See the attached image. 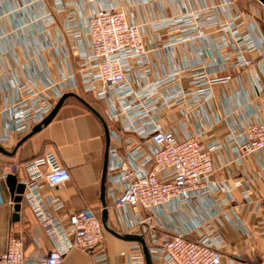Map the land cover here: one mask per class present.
<instances>
[{"label": "built area", "instance_id": "1", "mask_svg": "<svg viewBox=\"0 0 264 264\" xmlns=\"http://www.w3.org/2000/svg\"><path fill=\"white\" fill-rule=\"evenodd\" d=\"M187 1L0 0V87L10 93L0 110V144L5 148L14 135L28 133L65 93L90 94L106 108V208L112 227L143 235L153 264H222L227 246L224 220L247 231L233 196L242 182L211 180L217 171L215 143H204L201 133L192 134L180 118L183 107L199 103L201 96L210 100L212 87L229 76L201 73L199 63L186 60L173 70L158 71L150 54L163 50L165 60L174 63L182 43L195 44L223 28L231 30L234 39L222 44L238 52L226 61L240 68L253 62L247 55L262 51L263 38L256 24L240 35L236 21L241 13L234 0H193L192 9ZM62 10L70 13L59 26ZM166 35L168 42L159 45ZM19 47L29 64L25 76L11 66ZM229 138L241 155L260 157L264 115L234 122ZM30 165L52 188L71 178L52 153ZM18 168L5 167L1 178L6 180ZM35 179L24 183V197L40 220L51 224L57 245L28 256L24 238L10 234L0 264H66L73 249L89 253L95 264H118L106 250V231L97 211L88 207L73 212L67 228L54 226L49 207L59 210L64 203L45 197ZM133 244L137 255L126 264H145L141 245Z\"/></svg>", "mask_w": 264, "mask_h": 264}, {"label": "crops", "instance_id": "2", "mask_svg": "<svg viewBox=\"0 0 264 264\" xmlns=\"http://www.w3.org/2000/svg\"><path fill=\"white\" fill-rule=\"evenodd\" d=\"M123 2V1H122ZM52 4V0H48ZM190 9L195 6L188 0ZM260 5H249L246 9L252 17L242 9L241 17L236 21L239 33L244 36L252 24H256L262 32V51L247 55L253 62L249 66L234 68L226 61L227 56L235 57L237 51L222 44L226 38L234 39L231 30L218 28L205 40L195 44L184 42L176 48L174 63L165 60V53L152 52L150 59L160 71L162 68L173 70L175 64L183 62L199 63L201 73L213 77L229 76L226 82L212 87L213 96L205 100L201 96L199 103L182 108L180 122L192 134L201 133L204 143L215 145L212 153L217 171L212 175L214 183H233L240 180L242 185L233 191L238 216L245 223L246 232L225 222L227 246L223 250L222 264H264V150L256 158L243 156L235 149L236 142L229 138L230 126L247 118L255 120L264 115V9ZM247 11V12H248ZM148 13V9H144ZM69 11L59 12V26L69 18ZM136 14V11L134 12ZM164 36L159 45L168 42ZM211 51V52H210ZM47 52L46 60L52 57ZM159 56H162L160 59ZM16 61L11 63L19 76H25L29 70L24 49L15 51ZM8 62H11L10 60ZM189 91V81L184 80ZM200 88H203L200 87ZM90 104L106 121L105 106L89 94H78ZM10 93L0 87V110L9 100ZM206 122H211L206 127ZM22 134L13 136L12 142L5 149L12 153ZM106 150L105 129L100 118L77 98L65 103L54 120L40 132L25 141L13 155L0 152V252L7 249L8 236H22L28 256L37 252H47L57 245L56 233L49 223L40 220L23 195L18 220L14 219L15 202L6 180L1 178L5 167L19 166L15 173L21 183L35 179L42 186L40 192L46 196H55L63 201L64 207L56 210L49 207L54 226L68 227L69 215L85 208H94L101 218V179ZM47 153H52L56 160L70 172V180L60 188H52L45 183L43 177L34 175L30 163ZM44 173V172H43ZM108 201V200H107ZM133 242H127L105 233V247L111 259L118 264L126 261L134 252ZM66 264H95L92 256L79 249L70 251L65 259Z\"/></svg>", "mask_w": 264, "mask_h": 264}, {"label": "water", "instance_id": "3", "mask_svg": "<svg viewBox=\"0 0 264 264\" xmlns=\"http://www.w3.org/2000/svg\"><path fill=\"white\" fill-rule=\"evenodd\" d=\"M260 3L264 5V0H258ZM69 97H75L78 100H80L82 103H84L90 110H92L102 121L104 129H105V137H106V150H105V157H104V167H103V174L101 179V189H100V199L102 203V212H101V221L103 224V227L106 232L111 234L112 236L119 238L121 240L127 241V242H136L141 245L143 250V255L145 259V264H153V261L151 259L150 252L148 250V246L146 243V240L143 235L141 234H123L118 231H116L112 225L110 224L109 220V211L106 208L108 201L106 196V190H107V164H108V150L110 145V137L108 132V125L105 119L90 105L88 104L81 96H79L76 93H65L53 106L50 113L37 125L33 126L32 129L18 142L15 150L12 153H9L3 146L0 144V152L6 155H13L16 153L17 149L29 138L40 132L43 128L47 127L57 116L58 112L64 105V102ZM6 184L10 190L11 196L15 202V213H14V219L18 220V212L21 208V203L23 200V195L26 190V186L19 182L17 179V176L15 174H10L6 179Z\"/></svg>", "mask_w": 264, "mask_h": 264}, {"label": "rangeland", "instance_id": "4", "mask_svg": "<svg viewBox=\"0 0 264 264\" xmlns=\"http://www.w3.org/2000/svg\"><path fill=\"white\" fill-rule=\"evenodd\" d=\"M234 1L236 2L237 8L240 11L242 9L243 12H246L245 14H249V17H252V12L254 11L253 10L252 12H250V11H248L246 9V7L248 8L249 5H252V6H254V5H260L264 9V5L262 3H260L258 0H234Z\"/></svg>", "mask_w": 264, "mask_h": 264}, {"label": "trees", "instance_id": "5", "mask_svg": "<svg viewBox=\"0 0 264 264\" xmlns=\"http://www.w3.org/2000/svg\"><path fill=\"white\" fill-rule=\"evenodd\" d=\"M89 95H90V94H89ZM74 98H75V97H69V98H67V99L65 100L64 104L67 103L70 99H74ZM75 99H76V98H75ZM26 134H27V133H25V134L23 133L22 135L25 136Z\"/></svg>", "mask_w": 264, "mask_h": 264}]
</instances>
